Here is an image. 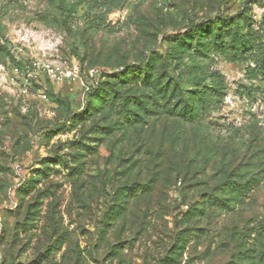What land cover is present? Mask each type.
<instances>
[{"label":"rangeland","instance_id":"obj_1","mask_svg":"<svg viewBox=\"0 0 264 264\" xmlns=\"http://www.w3.org/2000/svg\"><path fill=\"white\" fill-rule=\"evenodd\" d=\"M101 3L68 17L52 0H0L14 59L0 50V264H264V76L212 53L202 70L221 89L189 121L129 104L152 95L145 74L108 76L136 64L153 79L157 67L189 103L194 60L176 40L206 22L215 35L245 11L264 34V0H118L106 15ZM43 53L77 65V80L34 70ZM13 64L37 75L25 96L8 80ZM101 82L115 108L93 111L87 92ZM247 181L257 184L230 201L227 184Z\"/></svg>","mask_w":264,"mask_h":264},{"label":"trees","instance_id":"obj_2","mask_svg":"<svg viewBox=\"0 0 264 264\" xmlns=\"http://www.w3.org/2000/svg\"><path fill=\"white\" fill-rule=\"evenodd\" d=\"M52 1L57 4L61 13L70 17L76 11L78 5L85 0H74L71 2L68 0ZM117 2L118 0H102L101 6L105 9L103 15L118 8ZM245 14H247V11L232 18L219 20L221 22L217 23L215 35L210 36V32H208L210 24L206 22L204 25L191 28L184 37L176 40L175 46L181 52L188 53L190 58L194 60L192 67L193 79L190 81L193 87L184 89L189 103H182L180 101L181 90L177 79L170 77L168 73L160 71L157 67L150 68L155 74L153 79L148 77V68H145V70L143 67L137 68L135 67L136 64L123 65L118 72L119 75L109 73L108 76L117 78L118 80L116 79L115 82L118 84H129L136 82L138 79L135 80L134 78H138L140 73L145 74L146 78L142 80V83L152 88V95L150 97H142L141 99L137 98L136 101L130 100L129 104L133 105L134 103L133 106L140 112V115L148 112L158 113L165 111L185 121H189L202 112L207 101H209L208 99L213 95L212 91L221 89L222 85L220 82H215L213 73H208L206 69L202 70L203 66L208 65V63L203 65L204 61L212 53H220L224 56H230L232 59H243V61L251 63L252 66L248 65V77L250 79H256L258 75L264 76V34L249 31L252 22L249 20V17H247V22L243 21L242 16ZM103 24L104 16H99L96 24L92 26L100 27ZM0 50L4 51L14 61L10 53L6 50V47L1 44ZM174 101L177 103L172 104ZM126 102L128 103V101ZM86 105L93 111H98L107 106L115 108L114 96H111L110 88L101 82L87 92L85 107ZM126 117L127 120L133 122L138 121L136 115ZM256 184L255 181L252 183L250 181L245 183L230 182L227 184L232 193L230 201H243L247 193ZM209 202H216V199L213 201L209 200ZM224 203L225 201H220V204Z\"/></svg>","mask_w":264,"mask_h":264},{"label":"built area","instance_id":"obj_3","mask_svg":"<svg viewBox=\"0 0 264 264\" xmlns=\"http://www.w3.org/2000/svg\"><path fill=\"white\" fill-rule=\"evenodd\" d=\"M33 66L41 69L49 81L53 83H59L63 80L75 81L78 78V67L72 64L67 59H50L45 54L33 62ZM35 71L30 72L29 66L20 67L17 64H13L9 74V82L16 86V90L20 95H27L33 85V78L37 75H33ZM94 72L93 69L90 71V75ZM39 98L46 99L47 94L45 90L38 91Z\"/></svg>","mask_w":264,"mask_h":264}]
</instances>
